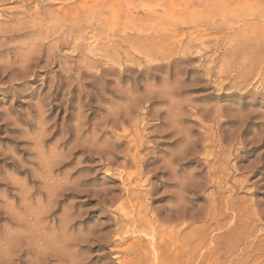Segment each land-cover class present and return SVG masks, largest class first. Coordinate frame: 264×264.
<instances>
[{"label": "rangeland", "instance_id": "1", "mask_svg": "<svg viewBox=\"0 0 264 264\" xmlns=\"http://www.w3.org/2000/svg\"><path fill=\"white\" fill-rule=\"evenodd\" d=\"M96 1L0 3L33 30L0 39V264H124L143 219L183 228L182 264H264V0Z\"/></svg>", "mask_w": 264, "mask_h": 264}, {"label": "bare ground", "instance_id": "2", "mask_svg": "<svg viewBox=\"0 0 264 264\" xmlns=\"http://www.w3.org/2000/svg\"><path fill=\"white\" fill-rule=\"evenodd\" d=\"M6 0H0V3H3V2H5ZM26 1H28V0H26ZM55 1V0H54ZM66 1V0H65ZM96 1V0H95ZM169 1V0H168ZM38 2V1H37ZM87 5H88V3L87 2H85ZM96 3H97V1H96ZM37 4V3H36ZM99 4V3H98ZM97 4V5H98ZM82 5V4H81ZM84 5V4H83ZM89 6H90V4H89ZM91 6H92V4H91ZM101 6V5H100ZM104 6V5H103ZM22 7V6H21ZM77 7H78V5H77ZM77 7H76V9H77ZM85 7H86V5H84L83 6V9H85ZM98 7V6H97ZM10 8V7H9ZM63 8V7H62ZM80 8H82V7H80ZM88 8V7H87ZM95 9H96V7H94ZM4 9V8H3ZM46 9V8H45ZM56 9V8H55ZM69 9V8H68ZM75 9V10H76ZM94 9V10H95ZM47 10V9H46ZM56 10H58V9H56ZM55 10V11H56ZM64 10V9H63ZM86 10V9H85ZM97 10V9H96ZM12 11V10H11ZM24 11V10H23ZM79 11V10H78ZM88 11H91V9L89 10L88 9ZM45 12V11H44ZM49 12V11H48ZM69 12V11H68ZM83 12V11H82ZM82 12L80 13L81 15H82ZM84 12H86V11H84ZM95 12V11H94ZM22 13V15H24L23 14V12H21ZM36 13V12H35ZM41 13V12H40ZM65 13V12H64ZM67 13V12H66ZM88 13H90V12H88ZM116 13V12H115ZM16 14V13H15ZM29 14V13H28ZM37 14V13H36ZM61 14V13H60ZM69 14V13H68ZM78 14V13H77ZM76 14V15H77ZM80 14H79V16H80ZM57 15H58V17H59V14L57 13ZM56 15V16H57ZM65 15V14H64ZM75 15V14H74ZM88 15V14H87ZM113 15V14H112ZM164 15V14H163ZM36 16H38V15H36ZM51 16V15H50ZM78 16V17H79ZM85 18L87 17L85 14L83 15ZM100 16H102V15H100ZM165 16V15H164ZM41 17V16H40ZM39 17V18H40ZM80 17H82V16H80ZM88 17H89V15H88ZM117 17V16H116ZM20 18V17H19ZM36 18V17H35ZM60 18V17H59ZM58 18V19H59ZM73 18V17H72ZM41 19V18H40ZM57 19V18H56ZM63 19V18H62ZM76 19H78V18H76ZM82 19V18H81ZM80 19V20H81ZM117 19V18H116ZM44 20V19H43ZM42 20V21H43ZM96 20V19H95ZM98 20V19H97ZM96 20V21H97ZM105 20V19H104ZM6 21V20H5ZM40 21V20H39ZM118 21V20H117ZM38 22V21H37ZM50 22V21H49ZM81 22V21H80ZM79 22V23H80ZM88 22V21H87ZM44 23V22H43ZM37 24V23H36ZM47 24V23H46ZM55 25H56V23H54ZM62 24V23H61ZM82 24H83V21H82ZM87 24V23H86ZM88 25V24H87ZM98 25V24H97ZM12 25H10V26H8L7 27V25H6V27H3V26H0V39L1 38H4V39H11V38H13V37H15V36H19V35H21L22 36V34H30L31 35V33H30V31H33V30H30V29H28V26L26 25V27L27 28H25L24 27V29H16L15 27H11ZM34 26H36V25H34ZM99 26V25H98ZM53 27V26H52ZM54 27H56V26H54ZM53 27V28H54ZM75 27V26H74ZM80 27V26H79ZM20 28V27H19ZM36 28V27H35ZM39 28V27H38ZM57 28V27H56ZM77 28V27H76ZM85 28V27H84ZM84 28H83V30H84ZM98 28V27H97ZM102 28V27H101ZM32 29V28H31ZM41 29V28H40ZM39 29V30H40ZM114 29H117V28H114ZM35 31H36V29H34ZM38 30V29H37ZM88 30V29H87ZM99 30V29H98ZM64 31V30H63ZM86 31V30H85ZM40 32V31H39ZM52 32H53V30H52ZM84 32V31H83ZM21 33V34H20ZM34 33V32H33ZM82 33V32H81ZM102 33V32H101ZM114 33V32H113ZM47 34V33H46ZM63 35V34H62ZM102 35V34H101ZM100 35V36H101ZM33 36V35H32ZM31 36V37H32ZM116 36V35H115ZM97 37H98V35H97ZM101 37H103V35L101 36ZM105 37V36H104ZM58 38V37H57ZM60 38V37H59ZM98 39H100V38H98ZM3 40V39H2ZM61 40V39H60ZM64 41V40H63ZM34 42V41H33ZM66 42V41H65ZM161 42V41H160ZM3 45V44H2ZM75 48V47H74ZM41 49V48H40ZM75 50V49H74ZM3 51V50H2ZM43 51V50H42ZM15 52V51H14ZM109 56V55H108ZM195 57V56H194ZM187 59V58H186ZM189 59V58H188ZM187 59V60H188ZM113 61V60H112ZM111 61V62H112ZM186 61V60H185ZM196 80V79H195ZM194 80V81H195ZM176 88V87H175ZM141 99V98H140ZM167 99V98H166ZM143 100V99H142ZM132 100H130V102H131ZM135 105V104H134ZM132 108V107H131ZM134 109V108H133ZM121 112V111H120ZM123 112V111H122ZM128 114V113H127ZM126 114V115H127ZM109 116V115H108ZM123 116V115H122ZM108 118V117H107ZM127 118V117H126ZM111 119V118H110ZM109 119V120H110ZM119 119V118H118ZM108 120V121H109ZM112 120V119H111ZM113 120H115V119H113ZM130 121V120H129ZM126 122V121H125ZM170 122V121H169ZM129 124V123H128ZM131 125V124H130ZM165 125V124H164ZM117 126H122V127H124V122H123V120H121V122H120V124L119 125H117V124H115L114 123V121H113V124H112V127H117ZM126 127V126H125ZM132 130H135L136 131V139H133V141H134V146H135V151L133 152V153H129L130 152V149H129V151L127 150L126 152H127V158H126V160L124 161V163L126 164L127 163V161L128 160H131L132 161V163L135 165V166H137L138 167V173L140 174V175H142V169H141V165L139 164V163H141L142 161H141V158L142 157H139L138 155H137V151H138V149L139 148H141L142 146H143V139L142 138H140L139 136V134H138V128L136 127V122H134L133 123V126H132ZM124 129V128H123ZM129 130V129H128ZM125 131V130H124ZM130 131H131V129H130ZM166 131V130H165ZM134 133V132H133ZM135 137V136H134ZM132 140V139H131ZM165 141V140H164ZM91 142V141H90ZM137 142V143H136ZM92 144V143H91ZM145 146V145H144ZM152 146V145H151ZM89 148H90V146H89ZM95 149H96V147H94ZM93 148V149H94ZM99 150H100V152H99V150H98V153L97 154H99L101 157H102V155L106 152V153H108L107 152V150H105V149H100V148H98ZM90 151V153L91 154H93L94 152H93V150H89ZM95 151V150H94ZM96 153V152H95ZM109 153H111V152H109ZM112 156H113V154H112ZM114 158H116V157H112V159L114 160ZM219 159V158H218ZM112 160V161H113ZM149 160L147 159V160H145V162H148ZM219 161V160H218ZM228 164V163H227ZM165 167V166H164ZM215 167V166H214ZM159 168V167H158ZM236 169V168H235ZM227 171V170H226ZM232 171V170H231ZM228 174V173H227ZM135 175V174H134ZM139 176V175H138ZM131 180H132V176L131 175H127V177H126V183L128 184V185H130V182H131ZM210 181H212V180H210ZM215 181H216V179H215ZM221 181V180H220ZM242 182V181H241ZM237 183V182H236ZM243 183V182H242ZM241 183V184H242ZM240 185V184H239ZM239 187V186H238ZM240 187H242V186H240ZM131 189V188H130ZM193 189V188H192ZM142 195V192L141 193H132L131 195H130V197H129V199L127 200L128 202H131V198L132 197H134V198H136V199H139L140 198V196ZM210 203V205H209V209H208V211L205 213L204 212V214H203V217L205 218V222H208V223H211V222H215V223H217V226H219L220 227V223H218V219L221 217V215H219V210L224 206V208L227 210V209H229L230 208V206H228V202H227V200H225V198H224V201H217V200H214V199H212L211 200V202H209ZM176 207L178 206V205H175ZM234 207L236 208V210L239 212V214L241 215V214H243L244 212H246L244 209L245 208H243L242 206H239V205H234ZM246 207V206H245ZM178 208V207H177ZM185 208V207H184ZM174 209V207H171L170 209H169V212H168V214L166 215V217H165V220H164V222H169L170 223V221L171 220H173V219H176V220H183V218H185L184 216L182 217V216H180L179 215V213H176V211L175 210H173ZM176 209V208H175ZM249 209V208H248ZM225 210V211H226ZM232 211V210H231ZM248 211V210H247ZM177 212H178V210H177ZM252 212H253V210H252ZM185 213V212H184ZM152 214V213H151ZM235 214V213H234ZM154 215H156V214H154ZM202 215V214H201ZM197 216V215H196ZM261 216V215H260ZM246 217V216H245ZM244 217V218H245ZM190 218V217H189ZM198 218V217H197ZM233 218V217H232ZM240 219V218H239ZM136 220V219H135ZM144 221L143 222H140V221H136V223H135V221H131L130 222V224H131V226L133 227V231L134 232H136L137 234H136V236L137 237H135L136 239H135V242H136V245H135V247L133 248V257H131L130 259H128L126 262H124V264H180L182 261H183V256H182V258H181V254H182V247L185 245H183V242H182V240H183V238L185 237V233H183V228H179L177 231H174L173 229H167V227H164V226H162L161 227V225H160V228H157V226H158V221L156 220V221H151V220H147V219H143ZM193 220V219H192ZM197 220V219H196ZM244 219H242V221H243ZM162 221V220H161ZM199 221V220H198ZM192 222V221H191ZM232 222V221H231ZM162 223H163V221H162ZM187 223V222H186ZM186 223H184V224H186ZM145 224H147V226H148V229H144L143 228V226H145ZM164 224V223H163ZM245 224V223H244ZM247 224V223H246ZM169 225V224H168ZM183 225V224H182ZM211 225V224H210ZM214 225V224H213ZM165 226H166V224H165ZM186 226V225H185ZM228 226V225H227ZM243 226V225H242ZM207 227V226H206ZM206 227L204 226V228L206 229ZM244 227V226H243ZM203 228V227H202ZM208 228V227H207ZM215 228V227H214ZM230 228H232L231 226H230ZM238 228V227H237ZM126 229V228H125ZM204 229V230H205ZM110 230H108V232H109ZM192 231V230H191ZM190 231V232H191ZM201 231V230H200ZM207 231V230H206ZM227 231V230H226ZM111 232V231H110ZM126 232H127V230H126ZM243 232V230L242 231H238V232H235L234 231V233H228V234H226V237H227V245H228V247L230 246V248H232V249H234L235 247L234 246H237V244L239 245V244H241V242L243 241V239L245 238V236H244V233H242ZM247 232V231H246ZM249 232V231H248ZM247 232V233H248ZM112 233V232H111ZM194 233V232H193ZM113 234V233H112ZM127 234V233H126ZM202 234V233H201ZM204 234V233H203ZM107 235V234H106ZM123 235H125L124 234V232H123ZM123 235H121V236H123ZM133 235V234H132ZM187 235V234H186ZM189 235H190V233H189ZM232 235H234L235 236V238L231 241L230 239H228L230 236H232ZM194 235H191L190 237L192 238ZM208 236V235H207ZM221 236V235H220ZM256 236V235H255ZM107 237V236H106ZM116 236H114V238H115ZM196 237V236H195ZM144 238H148L149 240H148V242L147 243H145V244H142V240L144 239ZM189 238V237H188ZM203 238V237H202ZM207 238V237H206ZM214 238V237H213ZM218 238V237H217ZM120 239V238H119ZM211 238H209V240H210ZM220 239V238H219ZM225 239V238H224ZM247 239V238H246ZM263 239V238H262ZM200 240V239H199ZM203 240V239H202ZM212 240V239H211ZM248 240V239H247ZM120 241H121V239H120ZM218 241V240H217ZM217 241H215V242H217ZM186 242V241H185ZM225 242H226V239H225ZM244 242V241H243ZM255 242V241H254ZM253 242V243H254ZM263 242V241H262ZM109 243V242H108ZM221 243V242H220ZM245 243V242H244ZM244 243H242V244H244ZM260 243V242H259ZM234 244H236V245H234ZM246 244V243H245ZM104 245V244H103ZM187 245V244H186ZM200 245V244H199ZM215 245V244H214ZM213 245V246H214ZM223 245V244H222ZM226 245V246H227ZM248 245V244H247ZM252 245V244H251ZM216 246V245H215ZM246 246V245H245ZM259 246H261V245H259ZM98 247H101L100 245L98 246ZM184 247H186V246H184ZM201 247V246H200ZM203 247V246H202ZM220 247V246H219ZM172 248L174 249V248H177L176 250H175V252L174 253H172ZM204 248V247H203ZM222 248V247H221ZM225 248V247H224ZM243 248V247H242ZM257 248H258V246H257ZM184 250V249H183ZM199 250V249H198ZM206 250V249H205ZM209 250V249H208ZM211 250V249H210ZM235 250V249H234ZM239 250V249H238ZM259 250V249H258ZM185 251V250H184ZM217 251V250H216ZM257 251V250H256ZM211 252V251H210ZM188 253H190V252H188ZM192 254L191 255H193V250H192V252H191ZM218 253H220V252H218ZM221 254V253H220ZM249 255V254H248ZM113 257L114 256H116V255H112ZM216 256V255H215ZM223 256V255H222ZM227 258V257H226ZM204 260V259H203ZM185 261V260H184ZM183 261V262H184ZM186 261H187V259H186ZM209 261V260H208ZM215 261H217V260H215ZM118 263H119V261H117ZM117 262H109L108 264H117ZM196 262V261H195ZM182 264V263H181ZM187 264V263H186ZM192 264V263H191ZM196 264V263H195Z\"/></svg>", "mask_w": 264, "mask_h": 264}]
</instances>
